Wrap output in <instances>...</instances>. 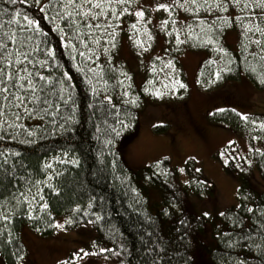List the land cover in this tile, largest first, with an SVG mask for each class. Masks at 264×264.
I'll list each match as a JSON object with an SVG mask.
<instances>
[{
  "label": "trees",
  "instance_id": "trees-1",
  "mask_svg": "<svg viewBox=\"0 0 264 264\" xmlns=\"http://www.w3.org/2000/svg\"><path fill=\"white\" fill-rule=\"evenodd\" d=\"M142 1L0 0V264L26 263L22 230L46 237L60 216L92 235L80 251L104 241L97 255L115 264H264L263 183L240 175L233 202L215 208L218 187L203 171L182 183L169 158L141 168L126 158L141 120L153 122L146 100L167 104L153 125L163 134L185 112L184 47L203 51L198 81L214 89L216 110L250 109L220 90L242 74L264 90V8L176 0L154 25L153 11L138 17L150 10ZM158 34L164 51L145 61ZM247 116L260 125L232 116L235 129L264 142V113ZM196 122L199 135L214 129ZM255 152L264 178V150Z\"/></svg>",
  "mask_w": 264,
  "mask_h": 264
},
{
  "label": "rangeland",
  "instance_id": "rangeland-1",
  "mask_svg": "<svg viewBox=\"0 0 264 264\" xmlns=\"http://www.w3.org/2000/svg\"><path fill=\"white\" fill-rule=\"evenodd\" d=\"M175 1L143 0L141 4L150 6V10L138 8L137 13L143 12V17H140L143 20L148 17L146 13L149 14L153 11L152 24L158 25L159 18H163V14L169 10L167 8L171 7ZM161 5L165 7L162 8ZM226 40L229 44L236 46L237 32L229 30L226 33ZM151 45L152 47L144 55L145 61H148L151 56L163 53L165 45L163 36L158 34L154 37ZM122 54L128 63L136 65V58L130 53L125 40L122 41ZM203 56V51L194 49H186L179 54V61L182 71L185 73L188 88L184 100L186 110L178 113L179 115L173 120L175 128L169 126L166 134L157 132L153 125L158 123L165 114L164 110L166 111L167 104L146 100V110L154 118L153 122L149 123L146 116L141 120L138 134L126 149V158L136 168H141L162 157L169 158L176 167L179 180L182 183H187L198 170L203 171L204 175L218 187L220 198L216 202L212 201L216 208L217 205L225 206L233 202L240 175L250 174L253 181L264 184V178L256 163L257 152H255V149L264 150V142L250 137L249 133L242 134L236 130V125L233 124L235 119H232V116L236 117L237 121L239 117H247V119L242 118V121L251 119L252 122L245 121L244 123L251 126L250 128L256 129L261 120L247 115L250 112L264 113V90L256 89L244 74L241 75V80L225 82L220 93H233L238 102L240 100L242 105L248 104L250 108L244 111L245 113L238 111L237 114L229 110L227 112L231 117L228 118L226 108L216 110L215 108H220L213 107L211 104L215 99L214 89H208L209 85L200 84L198 81V71ZM137 79L140 78L136 73ZM174 103L172 102L170 105L173 106ZM202 108L208 110L202 112ZM222 116H225L227 120L218 121ZM196 120H201L204 125L214 129H208L206 134L199 135L196 132L199 128L196 125L198 123ZM218 123L226 126L227 129H221ZM82 230L89 232L86 227H67L64 216L57 218L54 233L46 235V237L29 228H24L21 236L26 246L27 259L26 263L22 261L21 264H115L114 258L97 255V252L106 246L104 241L82 247V251H80L81 248L78 249L77 242L80 237H87V241L92 242L90 238L92 235L84 234L81 232Z\"/></svg>",
  "mask_w": 264,
  "mask_h": 264
},
{
  "label": "snow or ice",
  "instance_id": "snow-or-ice-1",
  "mask_svg": "<svg viewBox=\"0 0 264 264\" xmlns=\"http://www.w3.org/2000/svg\"><path fill=\"white\" fill-rule=\"evenodd\" d=\"M12 2L14 3L15 2V0H12ZM193 2H194V0H193ZM236 2L237 3H239V0H236ZM257 2H258V6L259 7H261V8H264V0H257ZM100 5H96V7H99ZM247 6V5H246ZM161 7L163 8V7H165L164 5H161ZM137 15L139 16V17H143V12H138L137 13ZM164 23H167V21H165ZM136 26L135 25H133V28H135ZM137 43H139V41L137 42ZM181 87H183V85H181ZM86 255H87V253H85Z\"/></svg>",
  "mask_w": 264,
  "mask_h": 264
},
{
  "label": "bare ground",
  "instance_id": "bare-ground-1",
  "mask_svg": "<svg viewBox=\"0 0 264 264\" xmlns=\"http://www.w3.org/2000/svg\"><path fill=\"white\" fill-rule=\"evenodd\" d=\"M186 49H191V48L184 47L183 49H181V50L179 51V54H180L183 50H186ZM192 49H194V50H198V51H201V50L198 49V48H192Z\"/></svg>",
  "mask_w": 264,
  "mask_h": 264
}]
</instances>
